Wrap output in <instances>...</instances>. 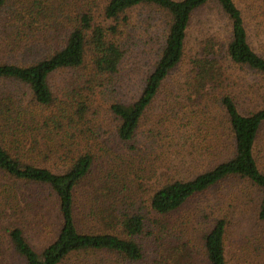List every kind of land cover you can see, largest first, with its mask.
Segmentation results:
<instances>
[{
	"label": "trees",
	"instance_id": "trees-1",
	"mask_svg": "<svg viewBox=\"0 0 264 264\" xmlns=\"http://www.w3.org/2000/svg\"><path fill=\"white\" fill-rule=\"evenodd\" d=\"M47 1L56 5L52 15L51 9L44 10L41 6V0H0V10L8 3L7 22H4L7 27L3 32L6 39H1L0 46L4 44L32 56L24 64L0 61V193L17 198L23 188L49 190L57 204L60 225L55 239L41 252L31 246L19 226H10L6 229L3 252L8 256L17 255L24 264H120L119 259L127 264L137 262L145 257V235L158 238L168 225V221L156 218L153 222L158 229L153 231L146 214L151 211L161 218H172L176 211L191 203L201 207V211L198 207L201 214L215 216L203 235V264H233L228 248L230 235H234L229 217L237 216V197L243 199L252 191L257 209L249 231L258 242L251 243V249L250 235L247 243L244 237H239L240 249L235 254L245 264H264V170L259 162L264 108L241 112L233 96L223 94L212 104L213 119L204 122L211 130L206 134V145L186 153L190 159L184 163L192 167L187 171L173 168L167 179L152 190L148 211L134 212L128 207V211H120L114 203L121 194L120 189L128 184L127 175L134 181L133 163L128 173L113 176L101 186L100 189L107 190L106 199L113 200L101 202L97 192L87 191L83 208L90 214L88 222L78 204L86 189L85 180L99 158H107V164L122 158L118 153L113 155V144L102 139L92 141L78 128L89 109L87 101L82 99V91L78 90L83 80L78 75L68 79L62 76L64 71L81 67L87 55L91 56L98 74L116 73L124 57L121 35L130 18L127 13L148 5L165 14L162 23H154L161 31V42L139 94L129 103L110 105L116 120L114 137L137 154L139 149L135 143L141 121L172 72L179 67L192 18L205 5L217 4L227 20L225 56L229 63L264 73V56L250 45L243 13L234 0H107L102 10L104 21H110L108 24L95 19L97 10L79 9L71 0ZM73 5L77 8L75 14ZM214 45L218 46L215 41ZM211 47H214L213 40L206 39L204 57L193 61L195 71L190 79L195 80L190 86L199 92L190 95L192 101L198 100L200 94L205 99L221 80L219 57ZM6 82L25 87L31 101L19 99ZM165 132L173 141L186 140L184 126L182 129L173 126V130ZM147 139L154 140L149 136ZM183 156L184 153L182 159ZM196 157H200L198 162ZM5 209L6 205H1L0 215H6ZM181 255L189 257L187 251ZM0 258L3 264L8 261L7 257ZM176 260L177 264L186 261Z\"/></svg>",
	"mask_w": 264,
	"mask_h": 264
},
{
	"label": "rangeland",
	"instance_id": "rangeland-1",
	"mask_svg": "<svg viewBox=\"0 0 264 264\" xmlns=\"http://www.w3.org/2000/svg\"><path fill=\"white\" fill-rule=\"evenodd\" d=\"M41 1L44 10L51 9V15L54 14L56 5L51 1ZM71 1L79 9L97 10L95 19L101 23L104 21L102 9L107 0ZM234 2L243 13L250 45L264 56V0H234ZM75 6L73 5L72 8L73 14L77 10ZM7 7L8 3L0 10V41L6 39L3 32L7 27L4 23L7 17ZM127 15L130 18L121 35L124 57L116 73L98 74L89 55L86 56L81 67L62 73L66 79L78 75L83 80L78 90L82 91V99L87 101L89 109L85 118L80 120L78 128H81L92 141L102 139L113 144V155L118 153L122 158V160L118 158L114 164H107V158H99L93 165L88 179L85 180L86 189L78 198V204L82 209L83 218L88 222L91 221L90 214L83 208V204L87 201L83 197L87 191L97 192L101 202L113 200L110 197L106 199L107 190L100 189L101 186L113 176L128 173L127 170L133 163L136 166L133 175L134 181L132 183L127 175L126 182L128 184H124L120 189L121 194L114 203L120 208V211H128L127 207L134 212L140 211V209L144 212L148 211L149 196L161 181L167 179L166 175L170 174L173 168L178 171H187L186 169L189 170L192 167L187 162L184 163L185 159H190L189 156L186 157V153L196 151L197 148L206 145V134L211 130L209 127L206 128L204 122L213 119L212 104H216V99L223 94L232 95L241 112L264 108V73L229 63L225 56L229 32L228 23L219 6L214 2L209 3L200 9L197 15L193 16L183 58L142 119L135 143L139 152L133 154L134 151L125 148L126 145L119 143L114 137L116 120L110 110V105L115 102L129 103L139 94V87L153 68L158 55L157 46L161 42V31L154 26V23L160 24L166 17L164 13L148 5L136 7ZM109 22V20H105L104 24ZM7 33L10 34L8 29ZM206 39L213 40L214 47L211 49L215 50L219 57L221 80L217 85H214L210 91L211 94L205 99V95L201 96L200 94L198 100L192 101L193 97L190 95L193 92H199L195 86L192 88L190 86V83L195 80L194 77L190 79L191 75L193 76L192 71H195L192 65H194V60L204 57L203 45ZM214 41L218 44L217 47L214 45ZM31 57L28 52H17L4 44L0 46V61L2 62L18 61V63L24 64L30 62ZM205 57H209V55L205 54ZM59 79V77L55 78L57 84ZM5 85H8V89H11V92L19 99L22 98L28 103L31 101V96L26 93L25 87L14 82H6ZM86 96L88 100H91V104L88 103ZM173 126L181 127V129L184 126L186 140L173 141L172 137L168 136L165 131L173 130ZM148 136L154 140L150 142L147 139ZM259 149L262 151L259 162L264 170V133L259 138ZM182 153H184L183 159ZM180 159L183 160L182 166H179ZM196 159L198 162L200 157H196ZM248 192L251 193V195L247 193L250 196H243V199L237 197L236 199L235 206L241 212L239 213L237 210V216L229 217L232 221L234 235H230L231 240L228 248L229 258L233 264H245L244 261H238L237 254H235V251L240 249L237 241L239 237H244V241L247 243L248 236L251 234L249 231L252 225L251 220L257 209V200L252 199V191ZM4 196L7 197L6 201ZM1 205H6V215H0V219L4 220L0 223V257H7L6 263L24 264L17 255L8 256L3 252L5 251L4 243L7 242L6 229L8 227L19 226L27 241L37 252H41L57 236L60 225L59 211L49 190L38 187L31 190L23 188L18 192L17 198L12 194L7 196L5 192H2L0 193V213H2ZM198 207L201 211L200 206L189 203L176 211L172 218H161L157 213L148 212L146 215L153 231L158 229L153 222L156 218L168 221L167 229L163 234L157 236L158 238L155 235L146 234V239H143V242L146 243L145 257L128 264H177L176 258L186 259L184 264H187V259L190 260L189 264H203L205 262L202 251L203 235L212 225V219L215 216L211 213L201 214ZM195 213L200 217L196 218ZM249 239L252 240L249 244L250 248L251 243L254 242L256 245L258 242L254 240V235L253 238L250 235ZM176 242L182 243L181 246ZM182 245L184 247L181 252ZM186 251L191 258L181 255ZM109 256L113 260L117 259ZM0 260L3 259L0 258ZM262 262H264V252ZM118 263L127 264L121 259ZM0 264H3L2 261Z\"/></svg>",
	"mask_w": 264,
	"mask_h": 264
}]
</instances>
